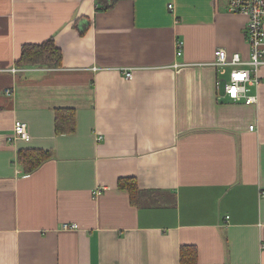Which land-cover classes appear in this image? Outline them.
Listing matches in <instances>:
<instances>
[{
	"label": "crops",
	"instance_id": "crops-1",
	"mask_svg": "<svg viewBox=\"0 0 264 264\" xmlns=\"http://www.w3.org/2000/svg\"><path fill=\"white\" fill-rule=\"evenodd\" d=\"M229 4L0 0V264H264V66L257 104L218 99L216 50L250 54ZM50 39L61 67L11 72ZM22 149L53 157L25 175Z\"/></svg>",
	"mask_w": 264,
	"mask_h": 264
},
{
	"label": "built area",
	"instance_id": "built-area-1",
	"mask_svg": "<svg viewBox=\"0 0 264 264\" xmlns=\"http://www.w3.org/2000/svg\"><path fill=\"white\" fill-rule=\"evenodd\" d=\"M173 8V5H169ZM229 10L235 14L247 16L245 25V37L250 47L248 58H244L240 52L230 54L226 49L218 48L215 52L213 66L217 69L216 90L218 99H227L232 102H242L247 105L257 104L258 89L261 84L260 69L264 66V0H230ZM184 42L177 40V56L183 53ZM175 66H179L176 64ZM22 71V68L14 66L11 72L14 74ZM128 79L133 78L132 71H126ZM11 94L10 90L6 91ZM253 129V126L251 127ZM103 137H98L101 140ZM19 139L29 141L31 139L28 124L16 121L10 142ZM99 190L95 193L99 194ZM64 229H78V224H64Z\"/></svg>",
	"mask_w": 264,
	"mask_h": 264
},
{
	"label": "trees",
	"instance_id": "trees-1",
	"mask_svg": "<svg viewBox=\"0 0 264 264\" xmlns=\"http://www.w3.org/2000/svg\"><path fill=\"white\" fill-rule=\"evenodd\" d=\"M117 0H97L98 10H108ZM20 68L26 67H47L59 68L63 64L62 50L57 47L53 39L47 40L41 44L24 45L21 57L16 62ZM76 110L71 108H59L56 110L55 131L58 135L73 134L76 131ZM53 154L44 149H22L18 152L17 163L25 175L36 171L43 163L50 160ZM118 185L121 189H127L130 192L134 203L140 196V190L137 182L133 178H120ZM187 249H182L181 263H187L185 258ZM189 262V260H188Z\"/></svg>",
	"mask_w": 264,
	"mask_h": 264
}]
</instances>
